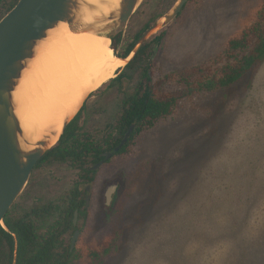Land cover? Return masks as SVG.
Listing matches in <instances>:
<instances>
[{"label": "rangeland", "instance_id": "obj_1", "mask_svg": "<svg viewBox=\"0 0 264 264\" xmlns=\"http://www.w3.org/2000/svg\"><path fill=\"white\" fill-rule=\"evenodd\" d=\"M178 1L142 0L122 37L112 42L114 50L123 55L146 23H156ZM262 1L188 0L168 25L148 37L145 52L132 68H122V78L90 92L79 119L80 136L102 147L121 137L118 121L123 103L144 90L149 63L156 91L180 89V71L222 53ZM13 2L0 0V20ZM155 168L163 174L156 203L145 221L132 228L122 248L99 263L222 264L232 245L227 227L251 212V200L264 178V60L250 87L197 93L178 101L173 112L154 126L137 131L126 150L93 175L91 203L77 220L81 232L74 248L107 235L125 199L150 195L149 171ZM83 173L80 165L43 161L34 168L9 216L27 218L40 237L46 235L60 220L73 190L84 189ZM111 183L118 188L107 205L105 192ZM49 204L50 212L28 218L33 209ZM104 210L108 215L99 221ZM263 218L264 202L251 216L257 224ZM74 234L72 230L63 236L64 246L72 243ZM69 264L93 263L73 258Z\"/></svg>", "mask_w": 264, "mask_h": 264}, {"label": "trees", "instance_id": "obj_2", "mask_svg": "<svg viewBox=\"0 0 264 264\" xmlns=\"http://www.w3.org/2000/svg\"><path fill=\"white\" fill-rule=\"evenodd\" d=\"M18 1L14 0L8 11ZM149 27L150 23H146L136 35L135 40L128 45L123 56H127L133 50L138 38ZM147 44L126 64L124 69L134 66L136 60L145 52ZM263 60L264 0L255 8L254 14L245 22L242 30L230 37L222 53L180 71L179 81L182 85L180 89L163 91L160 94H133L127 98L118 121L121 137L117 138L116 145L120 143L130 125L132 123L136 125L129 141L115 155L126 150L137 131L144 127L150 128L162 117L170 115L178 101L200 92L231 89L234 85L250 87L254 74ZM148 67L151 68V65ZM122 71L110 81L109 85L113 80L123 77ZM144 75L146 82L144 90L156 91L155 84L154 86L151 84L152 78L148 70H145ZM169 76L167 75L166 78ZM84 107L85 103L65 128L58 142L43 155L37 165L45 160L81 165L83 156H93L94 159L90 162L92 164L104 158L99 153L106 149L80 136L82 126L79 124V119ZM113 147L109 144L108 149L112 150ZM84 170L89 173L95 172L86 167ZM158 170L162 171L161 168L149 171L148 185L151 184L153 189L150 195L142 194V197L137 199H125L119 206L117 221L108 234L90 245L72 249V243L68 246L62 243L66 233L78 229L74 224L75 212L78 211L79 218L87 212L84 199L86 185L83 190L80 187L73 190L60 220L42 237L39 236L31 221L22 217H10L8 212L4 221L10 231L0 225V264H14L15 253L16 264H69L73 258H83L93 264H100L99 261L103 257L122 248L136 224H142L145 221L162 192L163 174H159ZM90 182H93V178H90L86 184ZM251 202L253 204L251 212L242 221L232 220L227 227L232 245L222 264H264V218L260 224L251 219L255 210L264 202V178L261 179ZM42 212L44 214L50 212V207H44ZM107 215V210L102 211L99 214V221H103Z\"/></svg>", "mask_w": 264, "mask_h": 264}, {"label": "water", "instance_id": "obj_3", "mask_svg": "<svg viewBox=\"0 0 264 264\" xmlns=\"http://www.w3.org/2000/svg\"><path fill=\"white\" fill-rule=\"evenodd\" d=\"M142 0H19L0 20V225L29 181L34 167L43 155L60 139L65 128L86 102L88 93L78 111L67 117L55 143L47 138L31 142L22 127L17 112L15 92L21 84L24 72L30 69L39 54V47L52 29L67 22L75 32L105 34L112 42L122 37L128 21ZM188 0H179L156 23L147 28L136 47L125 57L131 61L145 44L148 37L158 28L168 25L183 9ZM118 55V53H116ZM132 123L120 143L113 151L104 153L105 159L113 156L128 141L135 129ZM105 160L92 167L98 169ZM118 184H112L105 192L109 205ZM90 197L87 198L89 205ZM78 211L74 223L77 224ZM80 234L78 229L72 238V249ZM15 235V234H14ZM18 240L16 238V248ZM16 264V253L15 261Z\"/></svg>", "mask_w": 264, "mask_h": 264}, {"label": "bare ground", "instance_id": "obj_4", "mask_svg": "<svg viewBox=\"0 0 264 264\" xmlns=\"http://www.w3.org/2000/svg\"><path fill=\"white\" fill-rule=\"evenodd\" d=\"M116 53L105 34L75 32L67 22L51 30L15 92L17 112L31 142L57 141L64 120L78 111L85 96L127 64L128 59Z\"/></svg>", "mask_w": 264, "mask_h": 264}, {"label": "flooded vegetation", "instance_id": "obj_5", "mask_svg": "<svg viewBox=\"0 0 264 264\" xmlns=\"http://www.w3.org/2000/svg\"><path fill=\"white\" fill-rule=\"evenodd\" d=\"M141 37V36H140ZM139 37V38H140ZM139 38H138V40H139ZM135 39H133V41H134ZM138 40L136 41V45H137V43H138ZM136 45H135V47H136ZM144 46V45H143ZM142 46V47H143ZM127 47H128V45H127ZM134 47V48H135ZM141 47V48H142ZM133 48V49H134ZM141 48H140V50H141ZM139 50V51H140ZM154 53L155 52H153L152 53V57L154 56ZM118 56L119 57H125V56H123V55H119L118 54ZM148 65H151L150 63L148 64ZM123 70V69H122ZM121 70V71H122ZM148 72L150 73V76H151V78H152V73H151V70L149 69V67H148ZM151 84L154 86V82H153V78H152V81H151ZM149 85V84H148ZM98 90V89H97ZM96 91V90H95ZM146 93H154V94H160V93H162L161 91L160 92H158V91H147V90H143V91H139V92H137V93H134V94H137V95H141V94H146ZM131 95H133V94H131ZM131 95H129L128 97H130ZM127 97V98H128ZM127 100V99H126ZM125 100V101H126ZM125 101H124V103L123 104H125ZM123 108H124V105H123ZM81 126H82V124H80ZM116 141H117V138H115L114 140H111V141H109V142H107L106 144H105V146L104 147H102V148H104V149H106V150H103V151H101L99 154L100 155H102L104 158L103 159H101L100 161H102V160H105V162L98 168V169H95V170H93L92 169V167L94 166V165H96L98 162H100V161H98V162H96V163H92V164H90V162L94 159V157L93 156H83V158H82V161L83 162H81V165H80V168H81V170H83L84 171V173L82 174V180L84 181V183H85V185H86V193L84 194V199H85V205H86V207H87V211H88V207H89V205H90V203H91V194H90V190H91V185H92V182H90V184H86V182L87 181H89L90 180V178H93V180H94V174L106 163V162H108L113 156H115V153L116 152H114V154H113V156H111L109 159H105V155H104V153H107V152H111V151H113L114 150V148L117 146L116 145ZM90 142H93V141H90ZM94 143V142H93ZM109 144L111 145V146H114L113 147V149L112 150H109L108 148H109ZM95 145H98V144H95ZM108 149V150H107ZM84 160H87L86 162H84ZM64 163H66V162H64ZM36 166H38L37 164H36ZM35 166V167H36ZM34 167V168H35ZM84 167H86V168H90L92 171H95L94 173H89V172H87V171H85L84 170ZM34 170V169H33ZM112 184H115V183H111L109 186H111ZM108 186V187H109ZM88 196L90 197V202H89V205L87 204V198H88ZM44 207H50V210L53 208L52 207V205L51 204H49V205H43V206H41V207H39L38 208V210H36V209H33L32 210V213L29 215V217L28 218H31L34 214H36V215H39V214H44L43 212H42V210H43V208ZM79 214V213H78ZM78 218H79V216H78ZM25 220H27V221H30V220H28L27 218H24ZM75 224V223H74ZM75 225H77V224H75ZM78 229H76V230H74V232H76ZM81 232V231H80Z\"/></svg>", "mask_w": 264, "mask_h": 264}]
</instances>
